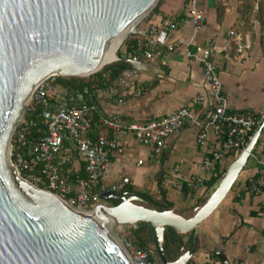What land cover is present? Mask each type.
<instances>
[{
  "label": "crops",
  "instance_id": "0c3cea01",
  "mask_svg": "<svg viewBox=\"0 0 264 264\" xmlns=\"http://www.w3.org/2000/svg\"><path fill=\"white\" fill-rule=\"evenodd\" d=\"M242 2L243 0H198L206 15V22L195 32L186 0H161L157 9L143 19L140 28L157 24L165 18L180 21L173 35V39L179 44L167 54L166 63L163 64L158 59H146L143 48L139 45L128 55V58L137 57L132 63L133 69L128 68L106 88L82 92L89 103L95 102L93 105L97 107L99 115V125L97 128L93 127L92 136L117 138L123 149L121 153L116 150L110 152L102 188L119 184L120 191L157 200L166 199L173 205L170 210L185 216L190 215L207 199L210 192L206 184L198 190L185 185L186 178L200 174V165L208 148L197 143L200 132L198 125L187 124L170 136L158 164L136 134L104 128L100 119L108 114L120 113L125 123L143 122L165 116L199 95L207 100L209 92L203 79V65L188 58L186 51L214 41L218 47L215 62L229 109L252 111L260 122L264 117V33L253 18L252 27H243L240 17ZM220 5L223 6L221 14L218 13ZM233 27L251 45L243 59L237 54L234 42L228 48H223L230 39L229 31ZM59 86L63 87L64 92L66 88L56 82L57 89ZM58 96L52 97L53 105L60 106L64 101L63 93L60 95L58 91ZM90 97L94 99L91 100ZM120 97L124 98L123 103L116 102ZM204 104L202 102L197 105L200 115L203 114ZM215 139V135L210 132L209 145L215 144ZM236 155L237 153H231L223 161H218L212 171L206 173V181L218 166L220 171L227 169ZM260 162H264V127L231 190L205 221L179 236V248L171 253V258L167 257L169 261L176 260L182 251H189L191 257L187 264H224V260L228 264H264V188L258 193L248 189L250 181L257 175ZM66 166L69 177L67 181L73 195L81 190V184L86 178L84 162L79 156H71ZM176 167L177 176L174 173ZM111 201L113 199L109 202L112 203ZM122 230L136 245L141 247L142 241L148 240V247H154L148 225L137 223L123 227Z\"/></svg>",
  "mask_w": 264,
  "mask_h": 264
},
{
  "label": "water",
  "instance_id": "95a60500",
  "mask_svg": "<svg viewBox=\"0 0 264 264\" xmlns=\"http://www.w3.org/2000/svg\"><path fill=\"white\" fill-rule=\"evenodd\" d=\"M158 1L0 0V264H131L108 225L112 216L119 225H148L159 264L189 262V251L167 259L165 233L172 229L181 237L220 205L249 160L264 117L211 194L188 216L158 210L143 195L120 191L119 184L106 187L102 203L85 210L105 213L80 215L70 203L19 175L9 155L31 95L43 81L51 74L97 72ZM126 60L133 69L137 57ZM74 104L87 105L89 99L80 93L77 102L63 101L60 107Z\"/></svg>",
  "mask_w": 264,
  "mask_h": 264
},
{
  "label": "built area",
  "instance_id": "2783aa9c",
  "mask_svg": "<svg viewBox=\"0 0 264 264\" xmlns=\"http://www.w3.org/2000/svg\"><path fill=\"white\" fill-rule=\"evenodd\" d=\"M188 14L198 32L206 22V15L200 8L198 0H186ZM176 18H165L159 23L148 24L145 28L134 27L130 34L136 38L143 48V55L148 60L158 59L163 64L166 57L178 46L173 35L179 27ZM230 39L224 44L228 48L231 42L236 45L240 59L251 45L243 40L242 34L233 27L229 31ZM218 47L214 41L207 45H198L187 49L186 55L193 61L203 65V79L208 87L209 98L199 95L190 103L182 105L165 116L143 122L125 123L122 114H108L100 119L101 126L117 132H132L145 145L151 158L160 163L167 139L187 124L199 126L197 143L208 146L200 165V174L185 179V185L192 190H198L206 184V173H210L218 161H223L229 154L238 153L248 143L259 120L249 110H230L224 95L221 77L215 62ZM127 59L125 54L121 56ZM59 75L48 76L31 95L22 120L12 138L10 154L11 164L22 176L23 172L34 168L39 169V175L32 176L30 183L51 191L60 199L70 203L73 208L83 210L95 209L102 203L100 199L102 180L109 163L110 152L123 151L117 138H107L104 135L92 136L94 127L93 111L95 105H69L65 108L53 105L52 97L58 96L56 87ZM123 103L124 98L116 99ZM205 103L203 114L197 111V105ZM33 115L30 119L25 114ZM202 116L203 118H201ZM40 119L45 126V134L35 143H30L29 132ZM210 132L215 135V144L209 145ZM241 149V150H240ZM84 162L86 178L81 184V190L70 193L67 178L64 174L69 159L74 154ZM142 162V161H140ZM178 167L174 169L177 176ZM24 178V176H22ZM264 188V162H260L257 175L250 181L249 191L258 193ZM121 244L131 264H159L156 260L154 247L143 248L125 237Z\"/></svg>",
  "mask_w": 264,
  "mask_h": 264
},
{
  "label": "trees",
  "instance_id": "16d2710c",
  "mask_svg": "<svg viewBox=\"0 0 264 264\" xmlns=\"http://www.w3.org/2000/svg\"><path fill=\"white\" fill-rule=\"evenodd\" d=\"M221 9H223V6L220 5L218 7V13H220ZM221 14V13H220ZM242 15L241 20L243 22V27L244 28H250L253 26L254 21L252 20L255 19L261 31L264 33V0H243L242 2ZM264 35V34H263ZM263 39V38H262ZM139 44L137 40L130 41V44L128 45L126 49V55L128 56L133 48H138ZM128 69V62L126 59L120 57L116 62L112 64H108L105 66L101 71L91 75L88 79H79L78 77H57V82L60 83V85L64 86L65 88H76L80 89L82 92L85 90L93 91L96 90V88H106L108 87L109 83L115 81L118 79L122 73ZM94 77L93 79H91ZM90 105L95 104L94 101H90ZM33 115L31 114H25L26 119H30ZM93 117H94V127L97 128L98 124V118L99 115L96 110L93 111ZM45 134V126L43 125L42 121L40 119H37V125L32 128L29 132V140L30 143H35L37 140H39L43 135ZM95 137V136H94ZM239 154V152H238ZM237 154V156H238ZM73 156H77L75 153ZM236 156V157H237ZM235 157V158H236ZM234 158V159H235ZM67 167V166H66ZM66 167L64 170V174L69 181V177L66 173ZM226 169L223 171L219 170V166L217 167L216 172L210 177L209 180L206 181V187L207 190H211L216 186L219 182V180L222 178L224 172ZM39 169L34 168L30 171H26L22 173V176L25 178H31L32 176H37L39 175ZM85 178V177H84ZM38 185L41 186V188H44L43 183L39 182ZM149 202V204L153 207H155L158 210H170L173 205L171 202L167 201L166 199H154L152 197L146 198ZM113 204H116L117 201L113 200L111 201ZM141 225H146L145 223H140ZM165 238V253L166 256L171 258V253L176 252V250L179 248L180 244V237L177 232L174 230L170 229L168 232L165 233L164 235ZM151 241V239H150ZM141 247L147 248L148 247V240L142 241Z\"/></svg>",
  "mask_w": 264,
  "mask_h": 264
},
{
  "label": "rangeland",
  "instance_id": "374dc122",
  "mask_svg": "<svg viewBox=\"0 0 264 264\" xmlns=\"http://www.w3.org/2000/svg\"><path fill=\"white\" fill-rule=\"evenodd\" d=\"M160 1L161 0H159L158 1V3H157V5L154 7V9L151 11V13L150 14H152L156 9H157V7H158V5L160 4ZM256 1H259V0H255V3H256ZM149 14V15H150ZM148 15V16H149ZM148 16H146V17H148ZM145 17V18H146ZM144 18V19H145ZM142 22H143V20L138 24V25H136L135 27H137V28H140L141 27V25H142ZM133 40H135V37L134 36H132L130 33H128V35L125 37V39L123 40V42L121 43V45L119 46V48H118V51H117V56H118V58H120L122 55H124L125 54V52H126V49H127V47H128V45L130 44V41H133ZM126 55V54H125ZM118 60V59H117ZM116 60V61H117ZM115 61V62H116ZM105 66H107V65H105ZM105 66H103L100 70H98L97 72H99V71H101ZM97 72H95V73H97ZM95 73H93V74H95ZM93 74H90V75H88V76H84V77H78L79 79H88L89 77H91V75H93ZM59 89H58V91H59V93H60V95L63 93V87H61V86H59L58 87ZM58 97H60V96H58ZM11 142H12V140H11ZM11 142H10V147H11ZM241 150V149H240ZM241 152V151H240ZM238 154V153H237ZM9 155H10V162H11V154H10V152H9ZM237 156V155H236ZM25 178V177H24ZM27 179H29V180H31L30 178H28V177H26ZM40 188H41V186L40 185H38ZM44 186V185H43ZM216 186H214V188H215ZM214 188H212L211 190H209L208 192H210V193H208V194H211V192L214 190ZM126 226H128V225H119V224H113V225H111L110 226V230L116 235V237L119 239V241H122L123 242V239L126 237V235L124 234V232H123V227H126Z\"/></svg>",
  "mask_w": 264,
  "mask_h": 264
},
{
  "label": "bare ground",
  "instance_id": "6f19581e",
  "mask_svg": "<svg viewBox=\"0 0 264 264\" xmlns=\"http://www.w3.org/2000/svg\"><path fill=\"white\" fill-rule=\"evenodd\" d=\"M131 32V31H130ZM129 32V33H130ZM128 35V34H127ZM126 35V36H127ZM125 39V38H124ZM123 39V40H124ZM123 42V41H122ZM121 45V44H120ZM117 51H118V49L96 70V71H98V70H100L103 66H105V65H108V64H112V63H114L117 59H118V56H117ZM91 73H94V72H85V73H82L81 75H78V76H76V77H84V76H88V75H90ZM51 75H53V74H51ZM50 76V75H49ZM246 147V146H245ZM245 147L241 150V152L239 151V153L241 154L242 153V151L245 149ZM240 154L236 157V159L240 156ZM243 158V157H242ZM242 160V159H241ZM234 162V161H233ZM240 174V173H239ZM239 176V175H238ZM75 211L78 213V214H80V215H86V216H92V217H95V216H98V215H100V213H105V211L104 210H102V211H96V210H93V211H85V210H83V209H79V208H76L75 209ZM109 223H108V225H109V227L111 226V225H113V224H117L116 223V219L112 216L111 218H109ZM173 222H176V220H173ZM178 222V221H177ZM179 223V222H178ZM121 225V224H120ZM111 229V228H110ZM117 238V237H116ZM118 239V238H117ZM119 240V239H118ZM120 243H121V241H119ZM122 245V244H121Z\"/></svg>",
  "mask_w": 264,
  "mask_h": 264
},
{
  "label": "flooded vegetation",
  "instance_id": "af4514ba",
  "mask_svg": "<svg viewBox=\"0 0 264 264\" xmlns=\"http://www.w3.org/2000/svg\"><path fill=\"white\" fill-rule=\"evenodd\" d=\"M82 93L80 89L66 88L63 92L65 102H77L79 94Z\"/></svg>",
  "mask_w": 264,
  "mask_h": 264
}]
</instances>
